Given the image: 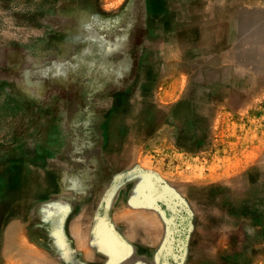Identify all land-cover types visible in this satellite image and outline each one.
Here are the masks:
<instances>
[{
  "label": "rangeland",
  "instance_id": "1",
  "mask_svg": "<svg viewBox=\"0 0 264 264\" xmlns=\"http://www.w3.org/2000/svg\"><path fill=\"white\" fill-rule=\"evenodd\" d=\"M220 8L228 12L229 43L207 35ZM167 16L180 17L181 25L148 40L152 20ZM93 78L109 86L96 111H122L125 99L135 105L134 155L115 168L106 158L80 157L92 196L65 201L67 209L53 220L42 205L50 198L31 196L37 205L22 220L47 254L15 263L186 264L190 243L210 253L228 237L222 246L232 254L212 261L233 264L246 253L263 264L264 255L251 249L264 250V0H0V147L46 153L44 139L17 142L16 122L54 108L49 99L71 92L86 105L93 96H84L82 86ZM185 101L196 103L199 122L175 113ZM142 110L158 116L151 121ZM60 161L66 168L76 162ZM133 180L145 185L130 186ZM245 203L258 220L249 221ZM202 209L212 237L203 232ZM58 228L63 241L53 246L47 232ZM60 245L68 251H58Z\"/></svg>",
  "mask_w": 264,
  "mask_h": 264
},
{
  "label": "bare ground",
  "instance_id": "2",
  "mask_svg": "<svg viewBox=\"0 0 264 264\" xmlns=\"http://www.w3.org/2000/svg\"><path fill=\"white\" fill-rule=\"evenodd\" d=\"M218 12L219 14L215 18L216 23L214 26L211 25L208 27V31L210 32L206 31L208 32L207 35L210 36V41L215 40L217 43H229L231 37L229 34L224 33L227 29L224 20L228 16V12L226 13L222 8H220ZM179 20L180 17L177 16H167L159 21L152 20L149 27L153 30L148 34V36L152 37L148 38V40L157 36L156 34L160 30L180 26ZM102 72L105 73L106 71ZM105 87L107 88L109 86H102L96 78L82 86V90L86 91L84 96H93L91 99H86V105H82L80 94L71 92L68 93L63 100L57 97L49 99L50 102L55 105L54 108L50 110L41 109L37 115L26 116L22 122H16L17 126H15L14 131L15 133H20L19 136L16 137L17 142H31L32 139H44L50 144L49 150H47L46 153L36 154V157H33L32 154H34V150H32V147L21 144L0 147V261L3 262V264H16L15 258L27 254H38L41 252L47 254L45 250H43L45 248L40 246L38 238L35 235H31L30 229L28 226L24 225L22 220L24 212L27 210L32 211L37 205V203L28 200L31 196L41 194L47 195L50 198L48 202L42 205L50 208L46 215L51 218L50 220H53V213L54 215H60L63 213L62 211L67 209L65 201H74L75 203L80 202V199L88 201L92 196L90 193V178L80 175V173L86 172L85 167L87 165L80 166V157L85 159L87 156L94 155L97 160L106 158L109 160L111 168H115L125 163L132 154L134 155V153H132L135 150L134 146L132 147L129 143L135 131L132 120L134 115L133 111L136 107L135 105L132 106L128 99H125L122 104L124 107L122 111L115 107L110 111L106 110L107 112L96 111L93 107L108 99V97L102 95V91H104ZM87 89H95L96 92L88 93ZM99 93L100 95L97 97ZM178 112H182L191 117L194 122L200 121L196 116L195 102L185 101L181 103L175 113ZM141 114L144 118H148L151 121L158 116L156 112L148 114L145 110H142ZM122 139L126 140L125 145L121 144ZM61 156L75 159V165L72 167L67 166L68 168L63 167L60 161ZM8 160L11 162L5 164ZM30 164H34L35 168L33 169ZM142 164L143 163H141V165ZM141 180H133L130 186L131 184L134 187L142 186L144 183L141 182ZM117 196L118 195L114 198L115 203H119ZM136 207L138 208V206ZM241 207L244 212L248 213L249 221H256L259 219L260 214L256 213L250 204L245 203ZM44 209L45 207H40L39 211L45 213ZM52 210L54 212H51ZM82 214L86 220L90 219L88 215L89 212L87 213L84 210ZM132 214L134 213L132 212ZM126 217L127 218L124 217V220L128 223L136 221V217L134 218V216L129 215ZM206 217V211L202 209L200 212V219L203 232L206 237H212L214 234L213 232H209ZM81 222L82 221H80V223ZM78 223V220L77 223L76 221L72 223V226H76V231L81 228ZM47 233L49 234L53 246L63 241V237L62 239H58L62 234L60 228L57 230H50ZM226 238L227 237H224L223 239ZM82 239L74 243L80 245ZM189 246L188 254L184 257L186 264H205V262H199L195 257L197 254H206V252H197L193 243H190ZM57 250L63 253L68 251L66 245L58 246ZM228 250L229 253L227 255L232 254L231 249ZM217 251L218 250L215 249L214 252ZM256 252L259 255H264V252L258 249L251 251V254H256ZM51 256L52 255H50V257ZM19 260L17 259V264H21V262H18ZM35 260L32 261L34 262ZM235 260L240 264H253L254 257L246 253H239L235 255ZM141 261H137V263L141 264ZM33 262L31 264H33ZM36 262L37 261H35V263ZM126 264H133V260L131 259Z\"/></svg>",
  "mask_w": 264,
  "mask_h": 264
},
{
  "label": "crops",
  "instance_id": "3",
  "mask_svg": "<svg viewBox=\"0 0 264 264\" xmlns=\"http://www.w3.org/2000/svg\"><path fill=\"white\" fill-rule=\"evenodd\" d=\"M227 241H229V238L227 237L226 239H219L218 240V245L215 246L210 253H204V254H197V256L195 257L199 262H205V264H220V262H214L212 261L213 258L212 256H217L219 254H225L227 255L229 253V248L227 247H223L222 244H225ZM190 247V246H189ZM223 247V248H222ZM215 249H217L218 251L217 252H214ZM254 249H251V251H253ZM264 252V250H263ZM209 254V255H208ZM236 263H233V264H240L237 260H235ZM260 262H258L257 264H259ZM226 264H232V263H226ZM262 264V263H261ZM264 264V263H263Z\"/></svg>",
  "mask_w": 264,
  "mask_h": 264
}]
</instances>
